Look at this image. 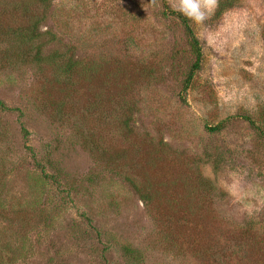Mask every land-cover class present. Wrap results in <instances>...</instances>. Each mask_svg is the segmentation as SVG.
I'll return each mask as SVG.
<instances>
[{
	"label": "rangeland",
	"instance_id": "374dc122",
	"mask_svg": "<svg viewBox=\"0 0 264 264\" xmlns=\"http://www.w3.org/2000/svg\"><path fill=\"white\" fill-rule=\"evenodd\" d=\"M228 1L203 24L191 22L202 57L185 91L195 55L161 0H52L41 27L55 34L44 53L85 59L93 69L128 55L157 64L159 78L134 84L132 128L160 155L155 177L178 181L170 205L146 208L123 177L99 165L97 149L82 144L74 126L33 105L35 68L9 67L0 56V102L12 107L0 106V264H201L164 248L168 230L182 240L183 215L194 210L208 216L202 228L191 223L200 231L211 219L197 232L214 239L211 261L226 262L229 250L218 247L244 240L248 261L264 264V137L239 116L264 129V0ZM96 72L89 84L99 88ZM198 176L209 185L201 208L188 204L193 193L181 183Z\"/></svg>",
	"mask_w": 264,
	"mask_h": 264
},
{
	"label": "trees",
	"instance_id": "16d2710c",
	"mask_svg": "<svg viewBox=\"0 0 264 264\" xmlns=\"http://www.w3.org/2000/svg\"><path fill=\"white\" fill-rule=\"evenodd\" d=\"M51 1L0 0V9L4 13V20L2 19L0 23V36L4 41V45L0 47V56L5 58L9 67L18 65V67L35 68L37 77L32 96L33 105L52 120L68 122V125L74 126L81 143L91 142L97 149L98 158L96 159L99 165L123 177L139 195L146 208L156 206L157 203L159 205L162 200L169 205L175 203L170 198V190L178 184V181L170 180L169 182L166 177H155L159 173L158 168H161V165L157 166L160 155L154 149L152 150L147 140L138 136L132 128L133 115L137 112L139 98L137 94H132L134 84L151 82L159 78L157 64H153L154 61L145 60V56L138 58L135 55H128L127 58H118L112 66L111 60L110 67L94 65L97 68L93 69L91 65L87 66L85 59H72L66 53L56 50L44 53L45 45L55 40V34L50 30L41 29ZM161 4L163 14L176 19L183 26L188 43L195 55V60L184 80L183 90L185 91L194 73L201 66V42L190 20L172 8L167 0H161ZM229 5L228 0H221L217 13H221ZM100 68L102 79L99 80L100 87L97 88L95 85L98 84H89L91 82L89 77L96 74ZM0 106L8 110L12 109L2 102ZM239 116L245 118L250 126L264 137V129L251 116ZM219 127L218 124L211 129L216 130ZM130 147L136 151L145 149L146 152L131 154ZM168 153L169 156L178 158L176 153L170 151ZM143 161L144 165H141ZM140 170L138 177L136 175L139 174L136 172ZM185 173L192 172H184L180 169L179 174ZM184 176L187 177V175ZM186 182L188 181L181 183L193 193H190L192 196L190 199L193 201L189 203V199L186 200L188 204L197 208L205 206L208 198L206 199L202 194L209 188L207 180L198 176ZM157 216L159 221L163 220L161 214ZM0 217H6L1 208ZM207 217L200 211H187L183 215L181 234L178 235L179 239L182 236V240L178 242L176 237H172L173 230H168L164 236L170 245H165V250L182 258L192 256L201 264H252L248 261L250 245L244 240H233L232 245L225 243L226 246L218 247L219 252L229 250L226 262L215 259L211 261L213 256L211 243L214 239L208 236L207 240H202L201 236H197V232L199 235L204 234L211 219H205L203 224L205 229L201 231L191 224L193 221L200 224L199 220ZM193 218L197 220H192ZM184 230L188 231L183 234ZM248 238L254 239V236L251 235ZM203 244L205 247L202 249ZM1 257L0 250L2 263Z\"/></svg>",
	"mask_w": 264,
	"mask_h": 264
},
{
	"label": "clouds",
	"instance_id": "9594fccd",
	"mask_svg": "<svg viewBox=\"0 0 264 264\" xmlns=\"http://www.w3.org/2000/svg\"><path fill=\"white\" fill-rule=\"evenodd\" d=\"M220 0H173V7L192 23L200 25L219 7Z\"/></svg>",
	"mask_w": 264,
	"mask_h": 264
}]
</instances>
